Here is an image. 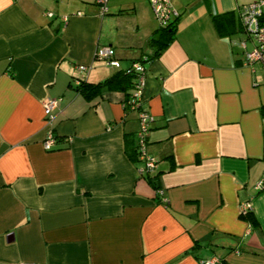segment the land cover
Masks as SVG:
<instances>
[{
	"label": "crops",
	"instance_id": "0c3cea01",
	"mask_svg": "<svg viewBox=\"0 0 264 264\" xmlns=\"http://www.w3.org/2000/svg\"><path fill=\"white\" fill-rule=\"evenodd\" d=\"M254 1L170 0L172 39L143 63L146 170L138 109L74 86L152 52L149 1L0 0V264H264V63L211 19Z\"/></svg>",
	"mask_w": 264,
	"mask_h": 264
},
{
	"label": "built area",
	"instance_id": "2783aa9c",
	"mask_svg": "<svg viewBox=\"0 0 264 264\" xmlns=\"http://www.w3.org/2000/svg\"><path fill=\"white\" fill-rule=\"evenodd\" d=\"M104 2V0H99ZM151 5L154 16L157 18L160 25L165 24L168 18L173 15L175 16L176 12L170 7V0H148ZM264 5V0H257L246 4L241 7V21L244 26V29L253 36L255 41V45L251 50L244 54V62L252 63L254 61H258L263 63L264 61V20H260L262 18V7ZM95 57L98 59H102L105 61L107 65L110 66H118V62L115 58H113V50L110 47H102L95 51ZM246 63V64H247ZM81 71H84L85 68L79 67ZM128 69L133 70L139 74L138 83L136 85V90L133 94H131L129 100V107H136V100L139 99L140 88L142 86V74H143V66L140 62L135 61L130 64ZM55 106V100L48 99L44 104V113L47 116L48 123L51 121L50 111ZM148 120H151V116H149L145 112H139L138 114V130L136 132L137 140V150L139 151V159L143 161L144 168L146 170H150L154 162L151 157L146 156L143 151L144 147V135L146 132V125ZM53 144V138L50 131H47L46 138L44 140L43 146L48 149ZM256 188L262 189L264 188V171L256 183ZM248 205L243 203L240 205L239 211L240 213H244L247 211ZM218 263V259L212 258L207 261H204L203 264H213Z\"/></svg>",
	"mask_w": 264,
	"mask_h": 264
},
{
	"label": "trees",
	"instance_id": "16d2710c",
	"mask_svg": "<svg viewBox=\"0 0 264 264\" xmlns=\"http://www.w3.org/2000/svg\"><path fill=\"white\" fill-rule=\"evenodd\" d=\"M170 7H171V5H170ZM262 10H263V7H262ZM240 11H241V8H240ZM211 17H212L211 19H212L213 26L216 29V31L218 32V34L227 35L232 30L241 31L247 37L251 38V40L253 42L252 47L255 45V41L253 39V36L244 29V26H243L242 21H241V13H240L239 21L236 23H235V20L233 18L232 12H223V13L213 15ZM177 19H178V14L176 13L175 16L171 15L165 24H162V25L159 24L158 29H156L154 31V33L150 36V38L148 40L149 44L152 46V52L150 54L142 55L139 59L134 60L133 62L138 61L143 66L144 62H147L152 57L156 56L167 45V43L172 39V36L174 34V31H175ZM260 20H264V10L262 12V18ZM252 47H251V49H252ZM248 51H244L243 54H245ZM242 62L245 64L247 63V62H244V59ZM263 63H264V61H263ZM247 64H250V63H247ZM144 69L145 68L143 66V72H144ZM138 78H139V74L137 72H134L133 70L126 68V69L117 70L116 72L106 76L105 78H103L102 80H99L97 82H90V81H86L85 79L84 80L78 79V82L75 84L74 88L86 100H90L93 97L99 95L101 93V91H103V90L121 91L124 93V104L126 103L125 107L128 108L130 106L129 100H130L131 94H133L137 88L136 85L138 83ZM136 102H137L136 107L133 109H138L137 110V123H138V114H139V112H144V111L140 108L141 106H140L139 99L136 100ZM152 120H153V117L151 116V120L150 121L148 120V122H147L146 132H145L144 139H143V142H144L143 151H144V154L146 156H149L145 150L146 133H147L148 125ZM51 135H52L53 144H54L56 142L55 140L57 138L55 136H53L52 133H51ZM134 140H135V144H133L130 153H128V156L133 161H137L139 159V157H138L139 151L137 150V140H138L137 136H135ZM52 147H53V145L50 148H48L47 150H50ZM149 157H151V156H149ZM151 159L153 160V162L155 161L152 157H151ZM146 178L149 182L152 181L151 177H149L148 175L146 176ZM248 214L249 213L246 211L244 213H240L239 215H240V217H242L244 219H250V221H252L251 217H249Z\"/></svg>",
	"mask_w": 264,
	"mask_h": 264
},
{
	"label": "rangeland",
	"instance_id": "374dc122",
	"mask_svg": "<svg viewBox=\"0 0 264 264\" xmlns=\"http://www.w3.org/2000/svg\"><path fill=\"white\" fill-rule=\"evenodd\" d=\"M240 34H241V33L236 34L235 36L240 35ZM240 36H244V35L241 34ZM250 44H251L250 42H247V46H248V48L250 47ZM249 49H250V48H249Z\"/></svg>",
	"mask_w": 264,
	"mask_h": 264
}]
</instances>
